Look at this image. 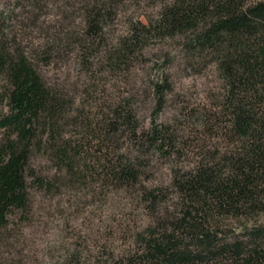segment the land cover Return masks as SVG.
Segmentation results:
<instances>
[{
    "label": "trees",
    "instance_id": "16d2710c",
    "mask_svg": "<svg viewBox=\"0 0 264 264\" xmlns=\"http://www.w3.org/2000/svg\"><path fill=\"white\" fill-rule=\"evenodd\" d=\"M63 1L26 0L22 14ZM121 1L74 0L82 21L71 28L79 31L46 32L30 49L9 23L20 2L0 9V230L29 214L32 189L59 180L35 167L45 156L68 182L89 175L133 189L151 213L133 235L136 252H121L114 264H264V0H166L147 23L132 24L109 52L113 68L132 62L149 39L177 37L188 64L212 65L222 82L210 107L161 122L171 85L155 81L147 127L126 98L102 117L73 116V98L43 75L73 45L90 53ZM70 126L78 144L65 135ZM163 158L172 162L169 182L144 185L153 159Z\"/></svg>",
    "mask_w": 264,
    "mask_h": 264
},
{
    "label": "rangeland",
    "instance_id": "374dc122",
    "mask_svg": "<svg viewBox=\"0 0 264 264\" xmlns=\"http://www.w3.org/2000/svg\"><path fill=\"white\" fill-rule=\"evenodd\" d=\"M164 1L122 0L114 17L103 25L102 38L95 41L90 53L81 55L73 45L59 60L43 67L45 79L73 98L71 115L102 117L109 106L126 98L135 101L137 117L147 127L154 106L150 86L163 81V77L168 78L171 91L158 121L171 122L182 111L210 107L215 101L222 86L215 68H192L184 57L180 38L147 40L137 57L121 68H113L108 61L109 52L120 46L132 24L147 23ZM15 2L20 6L9 23L17 40L28 49L42 46L46 32L79 31L71 28L82 21L74 0L48 4L32 17L22 14L26 0H0V9ZM72 129L67 127L65 135L78 144L81 137ZM85 150L93 151L88 147ZM183 160L181 164L186 166L193 159ZM34 164L38 172L59 175V180L50 189H32L29 214L12 219L0 230V264H55L67 256H73L78 264H114L121 252H136L134 233L148 227L153 219L137 192L98 182L97 176L68 182L66 171L59 172L45 156L35 158ZM171 168L169 159H153L144 185H166Z\"/></svg>",
    "mask_w": 264,
    "mask_h": 264
}]
</instances>
